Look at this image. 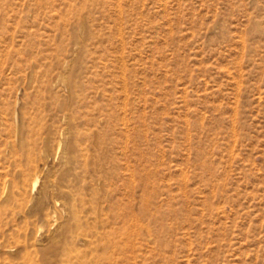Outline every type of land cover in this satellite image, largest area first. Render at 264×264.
I'll return each instance as SVG.
<instances>
[{"label": "rangeland", "instance_id": "rangeland-1", "mask_svg": "<svg viewBox=\"0 0 264 264\" xmlns=\"http://www.w3.org/2000/svg\"><path fill=\"white\" fill-rule=\"evenodd\" d=\"M0 264H264V0H0Z\"/></svg>", "mask_w": 264, "mask_h": 264}, {"label": "bare ground", "instance_id": "bare-ground-1", "mask_svg": "<svg viewBox=\"0 0 264 264\" xmlns=\"http://www.w3.org/2000/svg\"><path fill=\"white\" fill-rule=\"evenodd\" d=\"M35 183H36V179L33 181V186L35 185ZM127 240V238H123V240L121 241V243H120V245H119V243L117 244V245H114L115 246V248H116V250L114 251V253L115 252H119V254H122V255H124V251H127L128 250V252L129 253H131L132 254V252H133V246H132V244H127V243H125V241ZM109 241V240H108ZM135 248V247H134ZM111 251V250H110ZM109 256V255H108ZM124 256H126V255H124ZM124 256H122V258L124 257ZM112 258V257H111ZM124 259V258H123ZM108 260V259H107ZM113 260V259H112ZM113 262V261H112Z\"/></svg>", "mask_w": 264, "mask_h": 264}]
</instances>
